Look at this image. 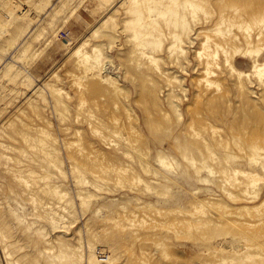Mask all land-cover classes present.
<instances>
[{
	"label": "rangeland",
	"instance_id": "374dc122",
	"mask_svg": "<svg viewBox=\"0 0 264 264\" xmlns=\"http://www.w3.org/2000/svg\"><path fill=\"white\" fill-rule=\"evenodd\" d=\"M21 1L0 264H264V0Z\"/></svg>",
	"mask_w": 264,
	"mask_h": 264
},
{
	"label": "bare ground",
	"instance_id": "6f19581e",
	"mask_svg": "<svg viewBox=\"0 0 264 264\" xmlns=\"http://www.w3.org/2000/svg\"><path fill=\"white\" fill-rule=\"evenodd\" d=\"M15 1V0H14ZM23 1V0H22ZM21 1V2H22ZM8 2H9V9H8V11H7V18L8 19H15L16 18V9H18L19 7H21L20 5H18L19 3L17 2V4H15V3H13L12 2V0H8ZM19 9H21V8H19ZM19 9H18V11H19ZM21 11V10H20ZM5 16V15H4ZM11 21V20H10ZM7 24V23H6ZM2 26H5V24H2V23H0V27H2ZM19 45H20V43L16 40L13 44H11L10 45V47L8 48V50H7V53H8V55H9V58H7V59H11L12 58V56H13V54H12V51L11 50H14V48H16L17 46L19 47ZM15 51V50H14ZM14 53V52H13ZM100 256H103L104 258L102 259V258H100ZM108 258H109V255L108 254H106L105 255V253L103 252V253H101L100 255H99V262H100V264H106L107 263V261H108ZM102 259V260H101ZM104 260V261H103ZM103 262V263H102Z\"/></svg>",
	"mask_w": 264,
	"mask_h": 264
},
{
	"label": "built area",
	"instance_id": "2783aa9c",
	"mask_svg": "<svg viewBox=\"0 0 264 264\" xmlns=\"http://www.w3.org/2000/svg\"><path fill=\"white\" fill-rule=\"evenodd\" d=\"M100 258H102V259H103L104 257H103V256H100ZM102 259H101V260H102ZM103 261H104V260H103ZM102 263H103V262H102Z\"/></svg>",
	"mask_w": 264,
	"mask_h": 264
}]
</instances>
